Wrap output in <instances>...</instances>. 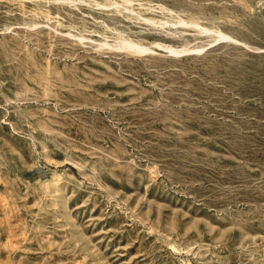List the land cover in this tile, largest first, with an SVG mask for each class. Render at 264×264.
<instances>
[{
	"label": "rangeland",
	"instance_id": "obj_1",
	"mask_svg": "<svg viewBox=\"0 0 264 264\" xmlns=\"http://www.w3.org/2000/svg\"><path fill=\"white\" fill-rule=\"evenodd\" d=\"M0 264H264V0H0Z\"/></svg>",
	"mask_w": 264,
	"mask_h": 264
},
{
	"label": "bare ground",
	"instance_id": "obj_2",
	"mask_svg": "<svg viewBox=\"0 0 264 264\" xmlns=\"http://www.w3.org/2000/svg\"><path fill=\"white\" fill-rule=\"evenodd\" d=\"M104 44V43H103ZM123 44H124V42H123ZM129 48H131L132 50H134V51H142V50H144V48L143 47H140V46H136V45H130V46H128ZM170 48V47H169ZM147 51V50H146ZM185 51H188V49H181V50H174L173 48H171L170 49V52L171 53H173V54H175V53H178L179 55H180V53L181 52H185ZM177 54V55H178Z\"/></svg>",
	"mask_w": 264,
	"mask_h": 264
}]
</instances>
